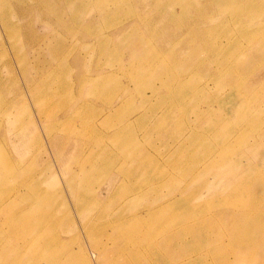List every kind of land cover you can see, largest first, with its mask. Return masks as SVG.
<instances>
[{"label":"rangeland","instance_id":"obj_1","mask_svg":"<svg viewBox=\"0 0 264 264\" xmlns=\"http://www.w3.org/2000/svg\"><path fill=\"white\" fill-rule=\"evenodd\" d=\"M0 152L3 264H264V0H0Z\"/></svg>","mask_w":264,"mask_h":264},{"label":"bare ground","instance_id":"obj_2","mask_svg":"<svg viewBox=\"0 0 264 264\" xmlns=\"http://www.w3.org/2000/svg\"><path fill=\"white\" fill-rule=\"evenodd\" d=\"M185 1V0H184ZM189 1V0H188ZM191 1H193V0H191ZM243 2V1H242ZM246 3V2H245ZM244 4V3H243ZM189 4H187L186 5V7L188 6ZM242 6V5H241ZM204 7V6H203ZM239 7V6H238ZM244 7V6H243ZM255 6H253V8H254ZM260 7V6H259ZM237 8V7H236ZM240 8V7H239ZM257 8V7H256ZM237 10V9H236ZM189 12V11H188ZM200 12V11H199ZM236 12V11H235ZM190 13H192V11L190 12ZM197 13V12H196ZM237 13V12H236ZM235 13V14H236ZM229 15V14H228ZM236 16V15H235ZM193 17V16H192ZM202 17V16H201ZM228 17V16H227ZM189 18H190V16H189ZM194 18V17H193ZM204 18V17H203ZM206 19V18H205ZM226 21V20H225ZM232 21V20H231ZM198 25H199V23H198ZM231 25V24H230ZM186 26H188V25H186ZM212 28V27H211ZM209 31V30H208ZM190 32V31H189ZM211 32H213V31H211ZM215 32V31H214ZM202 33V32H201ZM191 34V33H190ZM195 34V33H194ZM193 34V35H194ZM208 34H209V32H208ZM187 35V34H186ZM197 35H199V34H197ZM195 36V35H194ZM208 37H209V35H207ZM187 37V36H186ZM185 37V38H186ZM202 37H204V36H202ZM184 38V39H185ZM247 39V38H246ZM187 40V39H186ZM209 40V39H208ZM202 42V41H201ZM203 46V45H202ZM207 46V45H206ZM214 47H217L216 45L214 46ZM244 48V47H243ZM218 51V50H217ZM213 57V56H212ZM214 59V58H213ZM207 60H209L208 59V57H207V59H201L200 58V62H198L199 64H198V68H202V69H205V70H207L208 68L207 67H209V64H208V62H207ZM219 66H221V65H219ZM219 66H217L216 68H217V70L216 71H214L213 73H216V74H219L221 71H222V68L224 67V65H222L220 68H218ZM215 68V69H216ZM225 69V68H224ZM211 70H213V69H211ZM210 70V71H211ZM228 84V83H227ZM229 86H228V88H229V92L228 93H226L225 95L227 96L228 94H230L234 89H235V86L233 85V83H230V84H228ZM243 85H246L244 82H243ZM234 86V87H233ZM244 88H246V86L244 87ZM220 89H222V87H220ZM249 89H251L250 87H248V88H246V91H249ZM246 95H249V93H245ZM257 130V129H256ZM239 138H241V137H239L238 136V139ZM235 139H237L236 137H235ZM243 139V138H242ZM227 143V142H226ZM233 143H235L234 141H233ZM230 145H232L233 146V144H230ZM226 150V149H225ZM229 150H227V152H228ZM226 152V153H227ZM246 154V153H245ZM248 155V154H247ZM227 156V155H226ZM0 159H4V156H3V154L0 152ZM225 161V160H224ZM258 161V160H257ZM221 164V163H220ZM25 174H26V171H25ZM28 174V173H27ZM249 174V173H248ZM238 175V174H237ZM243 175H245V174H243ZM236 176V175H235ZM244 178H248V176L246 175ZM248 180V179H247ZM234 181V180H233ZM239 182V181H238ZM241 184H243V183H241ZM244 184H246V183H244ZM25 185H26V183H25ZM229 185V184H228ZM235 185V184H234ZM264 185V184H263ZM236 186V185H235ZM225 188V187H224ZM242 188V187H241ZM244 188V187H243ZM231 189V188H230ZM235 189V188H234ZM229 190V189H228ZM231 191V190H230ZM259 191H261V190H259ZM181 193V192H180ZM41 194L42 193H34V194H31V195H29L28 196V198H27V200L28 201H30V204H32V205H36V203H37V201L39 200V199H41ZM261 195V194H260ZM75 196V195H74ZM239 196V195H238ZM255 199L257 200V206L255 207L256 208V210L258 209L259 210V208H264V202H258V196H257V194H255ZM44 198V197H43ZM48 199V198H47ZM42 200V199H41ZM40 200V201H41ZM255 201V200H254ZM262 201V200H261ZM43 203H44V201H42ZM47 202V201H46ZM27 203V202H26ZM28 204V203H27ZM50 204V203H49ZM163 204V203H162ZM28 206H30V205H28ZM31 207V206H30ZM36 207H37V205H36ZM47 207V206H46ZM52 207V206H51ZM164 207V206H163ZM50 208V207H49ZM21 209V208H20ZM19 209V210H20ZM33 209V208H32ZM28 210V209H27ZM34 210V209H33ZM43 210H44V208H43ZM48 210V209H47ZM14 211V208H13V206L11 207H8V209L6 210V213H5V215L4 216H6V219L7 218H9V216L12 214V212ZM22 211V210H21ZM37 214H34V215H32V216H28V217H25L27 214H25V212H23L24 214V216L22 217V221L23 222H25L26 223V230L27 229H29V232L30 233H32V238L34 239L33 240V243L32 244H37L38 246L37 247H39L40 249H41V251H46V252H48L49 251V254L51 255V253L50 252H52V250H50L51 248H52V242L53 241H56V240H58L59 238L58 237H54L53 236V234H52V237H49L50 235H47L46 236V238L44 237V239H43V235L41 234V230H42V228H44V224L45 223H47L49 220H52V221H54V222H56L57 220H59L58 219V217H57V215H56V212H54L53 210H51V211H42L41 212V210H40V208L38 207L37 208ZM115 211V210H114ZM254 211V210H253ZM261 211V210H260ZM99 212V211H98ZM231 212V211H230ZM22 213V212H21ZM251 213V212H250ZM256 213V212H255ZM203 214V213H202ZM244 214V213H243ZM247 214V213H246ZM20 215V214H19ZM248 215V214H247ZM251 215V214H250ZM254 215V214H253ZM17 216V215H16ZM21 216V215H20ZM241 216H242V214H241ZM95 217H96V215H95ZM100 217V215L97 217V219ZM200 217H201V215H200ZM14 218V217H13ZM13 218L11 219V218H9V219H7L6 221L10 224L11 222H13V221H15V220H13ZM119 218V217H118ZM132 218V217H131ZM19 219H21V217L19 218ZM127 219V218H126ZM190 219V218H189ZM239 219V218H238ZM86 220V219H85ZM132 220V219H131ZM6 222V223H7ZM85 222V221H84ZM94 222L96 223V221L94 220ZM119 222H120V220H119ZM129 222H130V220H129ZM239 222V221H238ZM237 222V223H238ZM241 222V221H240ZM5 223V222H4ZM21 223V222H20ZM19 223V224H20ZM56 223H58V222H56ZM118 223V222H117ZM97 224V223H96ZM95 224V225H96ZM114 225V224H113ZM123 224H121L120 226H122ZM191 227L193 226V224H191L190 225ZM90 227H91V225L90 224H88V222H85V223H83V224H81L80 225V228H79V231L80 232H85L86 230H89L90 229ZM235 227V226H234ZM25 228V227H24ZM118 228H120L119 226H118ZM237 228V227H236ZM31 229L33 230V231H31ZM204 229V228H203ZM238 229V228H237ZM52 231V230H51ZM122 232V231H121ZM258 234V233H257ZM25 236V235H24ZM89 236V235H88ZM87 236V237H88ZM92 236V235H91ZM90 236V237H91ZM54 237V238H53ZM102 237V236H101ZM48 238H53L52 240H49ZM96 238H97V236H96ZM100 238V237H99ZM230 239V238H229ZM30 240V239H29ZM29 240H26V236H25V239H24V244H27L28 243V241ZM89 240H90V238H89ZM93 240V239H92ZM95 240V239H94ZM100 240V239H99ZM103 240V239H102ZM31 241V240H30ZM30 241H29V243H30ZM28 243V244H29ZM54 243V242H53ZM102 243V242H101ZM22 244V243H21ZM55 244V243H54ZM43 245V246H42ZM51 246V247H50ZM55 245H53V247H54ZM65 246V245H64ZM101 246V245H100ZM99 247V246H98ZM66 248V247H65ZM53 249V248H52ZM59 249V248H58ZM58 249H57V252H59L58 251ZM106 251V249L105 248H103V249H100L99 250V253H100V255L101 256H103L104 255V252ZM54 253V252H53ZM106 253V252H105ZM43 254H41L40 253V255L38 256V258H41V256H42ZM54 255V254H53ZM63 255H65V257H66V260H64V261H61V264H69V263H73V261H76V260H78L77 258H78V256L76 255V252H74L73 250H71V248H68V249H66V252H65V254H63ZM45 256H46V254H45ZM58 256V255H57ZM7 259H8V257H7ZM6 259V260H7ZM35 260V259H34ZM68 260V261H67ZM0 264H3V263H1L0 262ZM6 264H8V263H6ZM262 264V263H261Z\"/></svg>","mask_w":264,"mask_h":264}]
</instances>
